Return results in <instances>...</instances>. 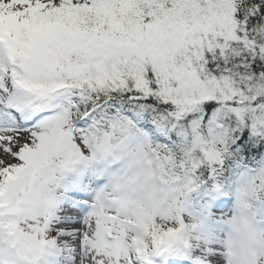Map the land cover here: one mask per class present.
I'll list each match as a JSON object with an SVG mask.
<instances>
[{"label": "snow or ice", "instance_id": "obj_1", "mask_svg": "<svg viewBox=\"0 0 264 264\" xmlns=\"http://www.w3.org/2000/svg\"><path fill=\"white\" fill-rule=\"evenodd\" d=\"M0 264H264V0H0Z\"/></svg>", "mask_w": 264, "mask_h": 264}]
</instances>
